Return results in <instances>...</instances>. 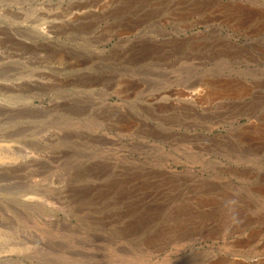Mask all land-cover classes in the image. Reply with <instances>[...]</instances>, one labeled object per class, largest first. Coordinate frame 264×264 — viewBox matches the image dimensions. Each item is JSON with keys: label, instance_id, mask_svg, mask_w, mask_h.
I'll return each instance as SVG.
<instances>
[{"label": "rangeland", "instance_id": "rangeland-1", "mask_svg": "<svg viewBox=\"0 0 264 264\" xmlns=\"http://www.w3.org/2000/svg\"><path fill=\"white\" fill-rule=\"evenodd\" d=\"M0 264H264V0H0Z\"/></svg>", "mask_w": 264, "mask_h": 264}, {"label": "bare ground", "instance_id": "bare-ground-1", "mask_svg": "<svg viewBox=\"0 0 264 264\" xmlns=\"http://www.w3.org/2000/svg\"><path fill=\"white\" fill-rule=\"evenodd\" d=\"M199 95V91H189L185 94L184 98L187 97L190 100L197 101ZM155 100H157V97L155 98Z\"/></svg>", "mask_w": 264, "mask_h": 264}]
</instances>
